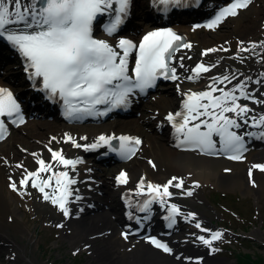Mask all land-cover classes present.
I'll list each match as a JSON object with an SVG mask.
<instances>
[{
	"label": "bare ground",
	"instance_id": "bare-ground-1",
	"mask_svg": "<svg viewBox=\"0 0 264 264\" xmlns=\"http://www.w3.org/2000/svg\"><path fill=\"white\" fill-rule=\"evenodd\" d=\"M137 3V7L143 6L145 0H137ZM142 8L141 14L144 12L146 14V7ZM229 21L227 20L216 32L195 34L194 30H184L187 43L192 47L176 53V57H184L182 61L174 59L177 73L181 75L180 79L167 84L162 95H155L154 98L138 102L139 116L135 120L121 124L102 123L84 126L48 121L32 122L13 130L11 135L0 143V264L8 262L39 264L37 257L30 256L25 242L26 239L29 242L34 240L29 223L36 218L31 220L28 217L32 213H37L38 216L44 215L45 222L62 225L60 226L63 231L62 236L74 249L85 247L89 250L91 257L89 264H224V261L216 256L217 250L213 251L218 241H213L211 246L198 241V237L204 236L205 232L197 228L196 223L205 227L211 226L206 210L200 211L198 208L204 200V185L212 182L222 187L226 185H230L231 188L241 187L258 196L263 189L264 171L254 168L253 165H264V149L251 154L244 165L226 164L225 159L215 157L189 155L177 149L173 125L166 117L169 113L175 114L177 110L183 109L185 93L209 90V86L212 85L211 78L230 75L233 72L237 74V79L232 80L231 84L216 86L228 90L245 77H251V81H246L248 90L257 100H264V84L254 82L257 79H264L261 77V73H264V63L260 62L264 50L257 48L255 53L258 55L240 52L242 46L250 47L251 42L264 41V28L260 27V23L264 25V1L252 15L240 13L237 17H233L231 22ZM135 26L139 28L141 25L136 23ZM140 37L138 35L131 41L137 44ZM107 41L113 46L118 42L112 39ZM233 47L237 52L229 54ZM210 48H222L226 51L202 55ZM241 56L245 57L243 62L240 60ZM180 62L183 63L184 68L179 67ZM201 62L206 66L212 64L216 66L210 72L203 74L198 82L188 80L187 77L193 75L191 69ZM14 73L18 78V72ZM214 95H219V92ZM239 103L253 109L249 115L264 114V104L244 99ZM236 131L243 135L248 132L258 133L260 130L246 125ZM125 133L137 135L143 138L144 142L133 158L117 161L109 166L97 167L90 163L86 160V150L83 147L75 148L70 141H67V136H71L81 145H90L96 143L101 135L117 137ZM248 138L245 135V140ZM214 139L219 138L214 136ZM49 148L53 151L62 150L65 158H78L82 162L76 165L75 170L70 166L65 168L52 160ZM32 153H37L38 158L53 165L52 171L42 173V177L47 178L53 172L68 171L69 176L76 179L77 183L71 186L74 190L73 196L69 198L67 204L70 214L77 203H80L78 206L85 205L88 209H98L100 214L81 221H76L73 216L71 219L70 216L66 218L58 206L44 200L43 194L31 187V181L26 189L22 187L19 182L26 172H33L39 168L37 157ZM223 169L233 172L231 174L222 172ZM122 171L127 174L126 184H119L115 178L116 174ZM172 177L183 179L184 189L169 187V191L174 195L170 198L165 197L164 205L154 201L150 205L151 212L141 214L142 220H145L144 228L151 229L160 227L166 215L163 209L166 205L176 204L183 211L181 224L184 227L176 230L175 233L165 235L175 251L174 255L168 257L150 241H140L135 237L125 239V235L117 229L116 223L125 208L122 194L127 195L129 190L132 201L145 200L150 194L147 189L148 183L164 185ZM142 178L146 185L144 191L137 195ZM13 182L16 183L17 190H13L10 186ZM52 183L55 186V180ZM45 191L51 192V189L46 188ZM184 191H191L192 195L182 194ZM76 195L81 199L76 200ZM190 213L194 214V217L186 219L185 217ZM256 233L252 232V235ZM206 239L210 237L207 236ZM187 252L192 254H185ZM185 256H190L191 259ZM193 258H196L197 263H192Z\"/></svg>",
	"mask_w": 264,
	"mask_h": 264
},
{
	"label": "snow or ice",
	"instance_id": "snow-or-ice-1",
	"mask_svg": "<svg viewBox=\"0 0 264 264\" xmlns=\"http://www.w3.org/2000/svg\"><path fill=\"white\" fill-rule=\"evenodd\" d=\"M152 2L164 12H167L170 6L179 7L186 4V0H152ZM251 2L252 0H232L203 27L215 29L228 16L238 15V9L247 8ZM130 5L131 0H0V38L9 42L24 58L25 71L29 79L34 82V86L39 78L42 83L40 90L46 93L48 99L58 97L63 101L64 114L68 119L80 120L84 116L106 115L115 108L127 107L130 103V94H135L136 90L145 93L155 87L160 77L166 80H179L177 68L172 62L174 59L178 61L184 59L182 56L176 57V53L181 48L192 47L191 44L184 43L183 37L171 28L150 31L139 44L122 38L113 46L107 40L94 38L93 24L99 16L105 13L112 14V19L104 26V31L112 36L127 18ZM241 44L243 45V42ZM257 48L264 50V41L251 42L250 47L242 46L240 52L258 55L255 53ZM217 51H226V49L210 48L202 55L206 56ZM133 54H135L134 67L131 69L132 74H129V62ZM240 60L243 62L245 57L241 56ZM260 62L264 63V56H260ZM215 66V64L206 66L201 62L191 69L193 75L188 76L187 79L198 80ZM179 67L184 68L182 62L179 63ZM261 77H264V73H261ZM211 79L212 85L209 86V90L185 93L183 110L175 114L169 113L166 119L175 129L178 147L197 150L210 156L226 154L229 159L240 160L243 152L246 151L245 135L264 138V114L249 115L253 109L239 101L253 100L257 104H264V100H257L248 90L246 81H251V77H245L228 90L218 88L216 85L231 84L232 80L237 79L236 73ZM254 82L264 84V79H257ZM216 92H219V95H214ZM98 105L107 107L100 111ZM229 113L234 115H227ZM3 117L14 118L13 123L17 121L24 123L20 105L7 88H0V140L4 139L7 132ZM246 125L260 131L243 135L236 131ZM214 136L219 139H214ZM53 139L55 140V137ZM113 139H118L120 144L118 149L112 150L118 151L125 159L135 155L137 146L141 144L138 137L101 135L96 143L81 145L71 136H67V141H70L73 147H83L85 150L99 148L102 143L110 145ZM48 151L52 160L65 168L70 166L75 170L76 165L82 162L78 158H65L62 150L53 151L49 148ZM32 155L37 157L39 168L33 172H26L19 182L20 185L26 189L31 181V187L38 189L43 194L44 200L58 206L64 216H69L67 204L69 198L73 196L74 190L71 186L77 183L76 179L70 177L68 171L53 172L47 178L42 177V173L52 171L53 165L38 158L37 153ZM17 167L23 166L17 165ZM253 167L264 171V165H253ZM249 175L251 176V169ZM116 180L119 184H126L127 174L122 171ZM144 185L145 181L142 178L137 195L144 191ZM10 186L13 190H17L15 182ZM169 187L184 189V180L172 177L164 185L148 183L147 189L151 197L138 206L139 211H149L154 201L164 205L165 197L170 198L174 195L169 191ZM46 188H50L51 192L45 191ZM182 194L191 196L192 192L184 191ZM75 199L79 200L81 197L76 195ZM180 214L179 206L171 204L168 208V216L165 217L169 221V228L176 223L175 217ZM189 217H194V214L190 213L185 218ZM129 218H133L131 214ZM195 226L201 228L198 222ZM203 231L209 230L203 229ZM222 235L217 231L211 233L210 239L204 236L198 239L203 244L211 246L212 242L220 240ZM125 239H127L126 234ZM150 242L165 253L172 251L166 243L155 237H151Z\"/></svg>",
	"mask_w": 264,
	"mask_h": 264
},
{
	"label": "rangeland",
	"instance_id": "rangeland-1",
	"mask_svg": "<svg viewBox=\"0 0 264 264\" xmlns=\"http://www.w3.org/2000/svg\"><path fill=\"white\" fill-rule=\"evenodd\" d=\"M261 2L262 0L253 4L242 13L252 15ZM232 20L230 19L229 22ZM262 26L260 23V27ZM232 51H236L234 47ZM188 154L197 156L195 153ZM245 163L246 161L226 162L234 165ZM224 171L223 169L222 172ZM227 172L231 174L233 170ZM262 182L263 189L258 196L241 187L231 188L230 185L222 187L212 182L204 185V200L198 208L200 211L206 210L205 213L212 219V224L225 232L219 241L216 253L224 264H247L244 262L247 256L255 259L258 264H264V178ZM28 217L31 220L36 218L29 223L34 240L29 242L26 239L25 242L30 256L37 257L39 264L88 263L89 253L81 249L74 250L71 243L62 236L61 228L45 222L44 215L38 216L37 213H32ZM252 232L257 233L252 235ZM237 254H239L238 258Z\"/></svg>",
	"mask_w": 264,
	"mask_h": 264
},
{
	"label": "trees",
	"instance_id": "trees-1",
	"mask_svg": "<svg viewBox=\"0 0 264 264\" xmlns=\"http://www.w3.org/2000/svg\"><path fill=\"white\" fill-rule=\"evenodd\" d=\"M247 264H258L255 259L251 258L250 256H247L245 259H244Z\"/></svg>",
	"mask_w": 264,
	"mask_h": 264
}]
</instances>
